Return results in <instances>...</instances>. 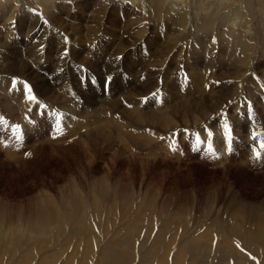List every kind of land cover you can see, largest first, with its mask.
Instances as JSON below:
<instances>
[{"label":"rangeland","instance_id":"obj_1","mask_svg":"<svg viewBox=\"0 0 264 264\" xmlns=\"http://www.w3.org/2000/svg\"><path fill=\"white\" fill-rule=\"evenodd\" d=\"M47 1L48 9L38 0H14L16 16L8 19L1 10L11 0H0V264H110L101 252L118 248L128 264H264V0H165L159 19L144 18L147 25L131 24L122 12H146L150 0H136L143 9L131 0ZM170 9L189 11L172 33L157 27L169 21ZM237 10V26L249 21L248 47L232 30ZM203 18L213 46L188 40L171 69L144 86L161 70L157 61L170 58ZM208 49L219 53L209 57ZM233 50L246 65V81H255L241 93L242 75L227 63ZM182 59L190 63L176 70ZM118 115L127 131L138 132L134 140L124 134L127 146L112 129L110 116Z\"/></svg>","mask_w":264,"mask_h":264},{"label":"bare ground","instance_id":"obj_2","mask_svg":"<svg viewBox=\"0 0 264 264\" xmlns=\"http://www.w3.org/2000/svg\"><path fill=\"white\" fill-rule=\"evenodd\" d=\"M2 1V0H1ZM8 1V0H7ZM10 1V0H9ZM24 1V0H23ZM41 2V5H43V8L44 7H46L47 9H48V5H49V7H50V2H48L47 0H38V2ZM135 5L136 4H138L139 6L142 4V2H137L136 0H131ZM165 0H150V1H146L145 2V5H144V7H147V10H145L146 12H141L140 13V11L138 12L137 10H135L136 8H135V6H132V7H130L128 10H125L124 12H122L123 13V18H126V20L128 21L129 20V22L131 23V24H133L134 23V21H135V23H136V25H137V22L138 21H140L141 19H144V18H147V21L150 19V20H155V19H159V17H160V15H161V12H160V9H161V5H162V3L164 2ZM240 2V1H242V0H236V3L237 2ZM5 2V1H4ZM14 2V0H11V3L10 4H6V5H4V4H2V6H3V8H2V10H1V15L3 16V17H7L8 19H11V18H14V16H16L15 15V13H16V11H15V9H16V5L13 3ZM108 2V1H107ZM235 2V1H234ZM19 3V2H18ZM100 3V2H99ZM242 3H244V2H242ZM239 4V3H238ZM250 4V3H249ZM249 4H248V6H249ZM40 5V4H39ZM45 5V6H44ZM75 5V4H74ZM90 5V4H89ZM97 5V4H96ZM247 5V4H246ZM1 6V7H2ZM19 6V4H17V7ZM22 6V5H21ZM25 6V5H24ZM23 7V6H22ZM53 7V6H52ZM97 7V6H96ZM106 7V6H105ZM105 7H103V8H105ZM143 7V6H142ZM141 6H140V8H142ZM25 8V7H24ZM125 8V7H124ZM20 9V8H19ZM53 9V8H52ZM55 9V8H54ZM95 9V8H94ZM98 9H99V7H98ZM101 9V8H100ZM123 9V8H122ZM143 9V8H142ZM121 10V9H120ZM24 11V10H23ZM26 11H28L27 9H26ZM33 11V10H32ZM41 11V10H40ZM43 11H45V9L43 10ZM97 11V10H96ZM111 11V10H110ZM35 12V11H34ZM34 12H32V14L31 15H27L29 18H35L33 15H36ZM45 12H47V11H45ZM167 14L166 15H169L170 14V18H169V21H165V22H163V23H158V25H157V27L158 28H160L161 26H165V28H166V30L168 29V31L169 32H173V31H175L174 30V28H175V26L177 25V24H179V23H183L184 22V20L185 21H187V19H188V14H189V11L188 10H186V11H184V12H181L180 10L179 11H177V12H175V10H173V9H170V10H166L165 11ZM246 13V12H245ZM244 13V14H245ZM251 13V12H250ZM21 14H22V12H21ZM24 14V13H23ZM22 14V15H23ZM25 14H27V13H25ZM30 14V13H29ZM55 14V13H54ZM20 15V14H19ZM21 15V16H22ZM56 15H57V13H56ZM116 15V14H115ZM119 15V14H118ZM148 15V16H147ZM1 16V17H2ZM18 16V15H17ZM99 16V15H98ZM101 16H103V15H101ZM140 16V17H139ZM175 16V19L174 20H172V18ZM241 16V13H240V11L239 10H237V12H235V13H233V16L232 17H234V20L236 21V22H234V24H233V29L232 30H237V32H238V35H239V37L238 36H236V37H238V38H240V41H241V45H242V47H248L249 46V42H250V40H253L252 38L250 39V36L249 37H247L246 35H245V31L246 30H248V29H250L249 27H250V25H249V21L247 22V21H244L243 23H242V25L241 26H237L236 25V23H237V20L239 21V17ZM248 16V15H247ZM246 16V17H247ZM27 17V18H28ZM48 17V16H47ZM56 17V16H55ZM222 17V19H224V17L223 16H221ZM244 18H245V15L243 16ZM25 18V17H24ZM32 18V19H33ZM46 18V17H45ZM51 18V17H50ZM49 18V19H50ZM67 18V17H66ZM101 18V17H100ZM105 18V17H104ZM149 18V19H148ZM248 19L250 18V17H247ZM7 19V20H8ZM48 19V18H47ZM69 19V18H68ZM106 19H107V14H106ZM19 20H21V19H19ZM35 20H37V19H35ZM51 20V19H50ZM72 20V19H71ZM145 20V19H144ZM227 20V19H226ZM241 20V19H240ZM252 20V19H251ZM250 20V21H251ZM48 21V20H47ZM112 21H113V19H112ZM146 21V20H145ZM147 21L145 22L146 23V25H147ZM256 21L258 22V20L256 19ZM7 22V21H6ZM21 22H22V20H21ZM40 22V21H39ZM38 22V23H39ZM53 22V21H52ZM100 22V21H99ZM104 22V21H103ZM128 22V23H129ZM150 22V21H149ZM200 27H199V29H196V27L195 26H192L190 29H188L187 30V32H186V34L183 36V37H181L180 38V42L174 47V54L173 55H171L170 56V58L169 57H167L166 56V59H163V60H158L157 61V64L158 65H161L162 66V68H161V70H156L155 71V74L153 75V76H151L150 78H149V80L148 81H144V86H147L148 87V85L149 84H152V82H154L153 80H156L157 79V77L156 76H158V73H160L162 70H163V68L164 67H166V71L168 72L169 71V69H171V61H173L174 60V57H179L178 55L181 53L180 52V50L185 46V44H187V41L188 40H191V41H193V38L194 37H196V40H195V43L197 44V43H199V45L201 44L202 46L203 45H212V43L209 41L208 42V38H207V36H208V34H210L209 33V28L210 27H208V26H206V19L205 18H203V19H200ZM256 22V23H257ZM121 23H123V22H121ZM127 23V22H126ZM222 23V22H221ZM5 24V23H4ZM36 24H37V22H36ZM60 24H62V23H60ZM94 24V23H93ZM100 24H101V22H100ZM130 24V25H131ZM216 24V23H215ZM251 24H253V22L251 23ZM8 25H10V22H9V24ZM34 25H35V23H34ZM33 25V26H34ZM40 25V24H39ZM46 25V24H45ZM73 25V24H72ZM71 25V26H72ZM86 26H87V24H85ZM142 25V24H141ZM5 26V25H4ZM20 26V25H19ZM37 26V25H36ZM43 26V25H42ZM63 26V25H62ZM75 26V25H74ZM107 26V25H106ZM117 26V25H116ZM124 26H126V25H124ZM254 26V25H253ZM5 27H7V24H6V26ZM21 27V26H20ZM51 27V26H50ZM61 27V26H60ZM80 27V26H79ZM88 27V26H87ZM93 27V26H92ZM134 27H136V26H134ZM217 27V26H216ZM256 27V26H255ZM9 28H11V27H9ZM53 28V27H52ZM66 28V27H65ZM69 28V27H68ZM137 28V27H136ZM135 28V29H136ZM241 28H242V30H241ZM46 29V28H45ZM64 29V28H63ZM62 29V30H63ZM84 29V28H83ZM87 29V28H86ZM103 29V28H102ZM120 29V28H119ZM122 29H123V27H122ZM147 29H148V27H147ZM179 29V28H178ZM9 30V29H8ZM47 30H49V29H47ZM47 30H46V32H47ZM82 30V29H81ZM110 30V29H109ZM123 30H127V29H123ZM130 31H131V29H129ZM136 30H138V28L136 29ZM142 30V29H141ZM177 30V29H176ZM190 30V31H189ZM257 30V29H256ZM2 31V30H1ZM0 31V32H1ZM67 32H68V30H66ZM70 31V30H69ZM78 31V30H77ZM111 31V30H110ZM120 31V30H119ZM148 31V30H147ZM162 31V30H161ZM197 31V32H196ZM253 31V30H252ZM29 32V31H28ZM31 32V31H30ZM52 32V31H51ZM81 32V31H80ZM101 32V31H100ZM103 32V31H102ZM127 32H129L128 30H127ZM133 32V31H132ZM213 32V31H212ZM258 32V31H257ZM8 33H10V30H9V32ZM7 33V31H6V34H8ZM65 33V32H64ZM79 33V32H78ZM86 33H87V31H86ZM85 33V34H86ZM130 33V32H129ZM134 33V32H133ZM141 33H143V31H141ZM226 33H227V31H226ZM228 33H229V31H228ZM2 34V33H1ZM45 34V33H44ZM70 34H71V32H70ZM73 34V33H72ZM71 34V35H72ZM106 34V33H105ZM114 34V33H113ZM112 34V35H113ZM125 34V33H124ZM174 34V33H173ZM230 34H232V31L230 32ZM234 34V33H233ZM256 34V33H255ZM254 34V35H255ZM9 35V34H8ZM33 35V34H32ZM75 35V34H74ZM90 35V34H89ZM94 35V34H93ZM97 36H98V34H96ZM95 35V36H96ZM129 35V34H128ZM176 35L177 34H174V35H171L170 36V40H172V39H174L175 37H176ZM191 35V36H190ZM215 35V34H214ZM260 35V34H259ZM6 36V35H5ZM11 36V35H10ZM9 36V37H10ZM27 36V35H26ZM73 36V35H72ZM88 36V35H87ZM104 36V35H103ZM106 36V35H105ZM116 36V35H115ZM127 36V35H126ZM258 36V35H257ZM4 37V36H3ZM7 37V36H6ZM44 37V36H43ZM76 37V36H75ZM91 37V36H90ZM113 37V36H112ZM119 37V36H118ZM121 37V36H120ZM139 37H140V35H139ZM255 37H256V35H255ZM79 38V37H78ZM92 38L94 39V37L92 36ZM91 38V39H92ZM117 38V37H116ZM213 39H214V37H212ZM218 37H216L215 39H214V44H217V43H219L218 42V39H217ZM9 39V38H8ZM123 39V38H122ZM135 39V38H134ZM257 39H258V37H257ZM256 39V40H257ZM84 40V39H83ZM86 40H87V38H86ZM85 40V41H86ZM139 40V39H138ZM141 40V39H140ZM78 41V40H77ZM79 41H80V39H79ZM122 41V40H121ZM135 41V40H134ZM230 41H231V39H230ZM245 41H247V42H245ZM4 42V41H3ZM66 42V41H65ZM94 42H96V41H94ZM97 42H99V41H97ZM109 42H111L110 40H109ZM112 42H114V41H112ZM122 42H124V41H122ZM133 42V41H132ZM165 42V41H164ZM178 42V41H177ZM227 42V41H226ZM40 43H42V42H40ZM39 43V44H40ZM59 43H61V42H59ZM129 43V42H128ZM229 43V42H228ZM230 43H232V42H230ZM0 44H1V42H0ZM3 44V43H2ZM6 44V43H5ZM61 44H63L64 45V43H61ZM74 44V43H73ZM127 44V43H126ZM131 44V43H130ZM171 44V43H170ZM176 44V43H175ZM156 45V44H155ZM165 45V44H164ZM163 45V46H164ZM168 45V44H167ZM172 45V44H171ZM200 45V46H201ZM218 45V44H217ZM34 46V45H33ZM32 46V47H33ZM42 46V45H41ZM86 46V45H85ZM174 46V45H173ZM213 46V45H212ZM219 46V45H218ZM225 46H226V44H225ZM2 47H3V45H2ZM7 47V46H6ZM5 47V48H6ZM37 47V46H36ZM49 47V46H48ZM61 47H62V45H61ZM64 47V46H63ZM73 47V46H72ZM162 47V46H161ZM15 48V47H14ZM30 48V47H29ZM34 48V47H33ZM88 48V47H87ZM130 48H131V46H130ZM231 48L232 47H229V50H231ZM236 48V47H235ZM0 49H3V48H0ZM35 49V48H34ZM37 49V48H36ZM39 50H40V48H38ZM42 49H43V47H42ZM59 49V48H58ZM76 49V46L74 47V50ZM161 49H163V48H161ZM167 49H168V47H167ZM200 49V48H199ZM15 50V49H14ZM27 50H29V49H27ZM33 50V49H32ZM63 50H65V49H63ZM62 50V51H63ZM67 50V49H66ZM136 50V49H135ZM183 50V49H182ZM209 50V49H208ZM216 50H218V49H215V51H213V50H209L208 51V53L210 54V56L209 57H214V56H216V55H218V53L216 52ZM248 50V49H247ZM40 51H42V50H40ZM39 51V52H40ZM57 51H59V50H57ZM56 51V52H57ZM60 51H61V49H60ZM73 51V50H72ZM162 51V50H161ZM165 51H166V49H165ZM168 51V50H167ZM184 51V50H183ZM235 51H236V53H237V50L235 49ZM243 51H244V49H243ZM262 51H264V48H263V50ZM27 52V51H26ZM36 52V51H35ZM38 52V51H37ZM54 52H55V50H54ZM77 52V51H76ZM177 52H179V54L178 55H176L175 56V54L177 53ZM245 52V51H244ZM249 52V51H248ZM261 52V51H260ZM17 53V52H16ZM29 53V52H28ZM61 53V52H60ZM164 53V52H163ZM173 53V52H172ZM239 53H240V51H239ZM25 54V53H24ZM34 54V53H33ZM32 54V55H33ZM39 54H41V53H39ZM38 54V55H39ZM73 54H75V53H73ZM116 54V53H115ZM114 54V55H115ZM158 54H159V52H158ZM162 54V53H161ZM160 54V55H161ZM245 54V53H244ZM250 54V53H249ZM248 54V55H249ZM30 55V54H29ZM37 55V56H38ZM46 55H47V52H46ZM59 55V54H58ZM71 55V54H70ZM78 55V54H77ZM80 55V54H79ZM130 55V54H129ZM165 55V54H164ZM236 55H238V54H236ZM235 54H234V50L233 51H231L230 52V55L228 56V59H227V63L230 65V67H229V69H232V71L234 70V73L236 74V75H242L243 73H242V70L244 69L243 67H245L246 65H244L243 63H240L239 64V59L237 58V56H236ZM17 56H18V53H17ZM41 56H42V54H41ZM57 56V55H56ZM156 56V55H155ZM181 56V55H180ZM241 56V55H240ZM260 56H262V55H260ZM35 57H36V54H35ZM35 57H33V58H35ZM50 57V56H49ZM63 57H64V55H63ZM68 57V56H67ZM136 57V56H135ZM164 57V56H163ZM162 57V58H163ZM263 57H264V55H263ZM263 57H261V58H263ZM6 58V57H5ZM22 58V57H21ZM39 58H40V56H39ZM65 58V57H64ZM73 58H74V56H73ZM225 58V57H224ZM261 58H259V57H257V58H255V59H261ZM30 59H32V58H30ZM37 59V58H36ZM52 59V58H51ZM60 59H62V58H60ZM59 59V60H60ZM118 59V58H117ZM122 59H123V57H122ZM133 59V58H132ZM135 59V58H134ZM137 59V58H136ZM159 59H161V58H159ZM173 59V60H172ZM178 59V58H177ZM253 59V58H252ZM255 59H253L251 62H250V64H249V67H250V65L252 66V62L255 60ZM8 60V59H7ZM24 60V59H23ZM25 60H27V59H25ZM33 60V59H32ZM53 60V59H52ZM55 60V62H56V59H54ZM65 60V59H64ZM112 60V59H111ZM138 60V59H137ZM259 60L257 61V62H255L254 63V68H258V67H260V63L261 62H259ZM261 60H263V59H261ZM1 61V60H0ZM48 61V60H47ZM49 61H51L50 59H49ZM65 61H67V60H65ZM87 61V60H86ZM119 61H121V60H119ZM140 61V60H139ZM143 61V60H142ZM155 61V60H154ZM179 61V60H178ZM246 61V60H245ZM42 62V61H41ZM54 62V61H53ZM62 62V61H61ZM219 62V61H218ZM248 62V61H247ZM14 63V62H13ZM22 63V62H21ZM45 63H47V62H45ZM57 63H59V61H57ZM62 63H64V61L62 62ZM156 63V62H155ZM190 63V60H186V59H182V60H180L179 62H178V66H176L177 68H175L176 70H180V71H184V69H185V64H189ZM6 64V63H5ZM4 64V65H5ZM9 64V63H8ZM35 64V63H34ZM56 64V63H55ZM88 64V63H87ZM3 65V64H2ZM17 65V64H16ZM16 65H14V66H16ZM18 65H19V63H18ZM62 65V64H61ZM152 65V64H151ZM228 65V66H229ZM11 66V65H10ZM36 66V65H35ZM66 66V65H65ZM64 66V67H65ZM69 67V66H68ZM133 67V66H132ZM248 67V66H247ZM26 68H27V66H26ZM31 68V67H30ZM35 68V67H34ZM33 67H32V71L35 73V72H37L38 73V71L37 70H35ZM51 68V67H50ZM107 68V67H106ZM112 68V67H111ZM158 68V67H157ZM9 69V68H8ZM36 69H38L39 70V66L37 65L36 66ZM150 69V68H149ZM174 69V70H175ZM137 70V69H136ZM135 70V71H136ZM145 70V69H144ZM152 70V69H151ZM249 70V69H248ZM13 71V70H12ZM75 71V70H74ZM180 71L177 73L178 75H179V73H180ZM246 71V70H245ZM29 72V71H28ZM51 72V71H50ZM70 72V71H69ZM154 72V71H153ZM208 72H210V71H208ZM259 72V71H258ZM2 73V72H1ZM9 73V72H8ZM18 73V71L16 72V74ZM30 73V72H29ZM146 73V72H145ZM144 73V74H145ZM12 73H10L9 75H11ZM69 74V73H68ZM71 74V73H70ZM227 74V73H226ZM230 74V73H229ZM234 74V75H235ZM248 74V71L244 74V75H242V76H240L241 78H240V83H241V85H242V89H241V91H240V93L247 87V86H249V84L251 85V87L253 86V85H255V81H254V83H253V81H250V82H248V81H246V80H248V79H246L247 78V75ZM20 75V74H19ZM36 75V74H35ZM150 75H152L151 73H150ZM253 75V74H252ZM263 77H264V73L262 72V74H261ZM261 75H259V76H261ZM21 76H23V75H21ZM55 76H56V74H55ZM62 76H64V74L62 75ZM145 76H146V74H145ZM177 76V75H176ZM180 76V75H179ZM209 76V75H208ZM227 76H228V74H227ZM44 77V76H43ZM59 77V76H58ZM65 77V76H64ZM238 77V76H237ZM18 78V77H17ZM174 78H175V76H174ZM228 78V77H227ZM32 79H34V78H32ZM46 79V78H45ZM144 79V78H143ZM159 79V78H158ZM230 79H232V78H230ZM198 80V79H197ZM226 80V79H225ZM229 80V79H228ZM234 80V79H233ZM58 81H59V78H58ZM67 81V80H66ZM200 81V80H199ZM224 81V80H223ZM232 81V80H231ZM131 81H129V83H130ZM216 82V81H215ZM143 83V82H142ZM156 83V82H155ZM176 83H178V82H176ZM218 83V82H217ZM226 83V82H225ZM246 83V84H245ZM56 84H58V83H56ZM21 85H22V83H21ZM59 85V84H58ZM63 85V84H62ZM67 85L69 86V83H67ZM214 85V84H213ZM216 85V84H215ZM219 85V84H218ZM237 85V84H236ZM46 86V85H45ZM143 86V87H144ZM220 86V85H219ZM224 86V85H223ZM228 85H226L225 87H227ZM5 87V86H4ZM3 87V88H4ZM142 87V86H141ZM142 87V88H143ZM153 87V86H152ZM162 87H163V85H162ZM161 87V88H162ZM216 87V86H215ZM218 87V86H217ZM216 87V88H217ZM43 88V87H42ZM220 88V87H219ZM45 89V88H44ZM222 89V88H221ZM224 89V88H223ZM227 89H229V88H227ZM219 90V89H218ZM70 91V90H69ZM192 91V90H191ZM214 91V90H213ZM239 91V90H238ZM263 92H264V89L262 90ZM216 92H217V90H216ZM48 93V92H47ZM136 93V92H135ZM141 93V92H140ZM231 93V92H230ZM132 94V93H131ZM137 94V93H136ZM193 94V93H192ZM228 94V93H227ZM214 95V94H213ZM212 95V96H213ZM138 96H139V94H138ZM11 97V96H10ZM221 97V95L219 94V95H217L216 97H214L213 99H212V102L213 103H217L218 102V100H219V98ZM224 97H227V96H224ZM223 97V98H224ZM229 97V96H228ZM227 97V98H228ZM233 97H234V95H233ZM110 97H108V99H109ZM203 98V97H202ZM235 98V97H234ZM229 99V98H228ZM232 99V98H231ZM26 100V99H25ZM127 100V99H126ZM210 100V99H209ZM239 100V103L238 104H240V103H242V104H244L243 102H241V100L240 99H238ZM56 101V100H55ZM128 101V100H127ZM138 101V100H137ZM25 102V101H24ZM103 102H107L106 100H104ZM210 102H211V100H210ZM226 102V101H225ZM129 103H131V102H129ZM140 103V102H139ZM219 103V102H218ZM132 105L133 104H131V108H132ZM200 105L202 106V108H203V106H206V105H208L207 104V102H205V101H200ZM127 106V105H126ZM134 106V105H133ZM183 106V105H182ZM128 107V106H127ZM196 107V106H195ZM136 108V107H135ZM138 108H139V106H138ZM124 109V108H123ZM137 109V108H136ZM180 109V108H179ZM216 109V108H215ZM128 110H129V108H128ZM139 110V109H138ZM183 110V109H182ZM186 110V109H185ZM130 112H131V110H129ZM137 111V110H136ZM144 111V110H143ZM197 112H199V110H194V115H195V113H197ZM206 112V111H205ZM118 113V112H117ZM133 113H134V111H133ZM140 113V112H139ZM149 113V112H148ZM166 113V112H165ZM175 113V112H174ZM178 113H180V112H178ZM177 113V114H178ZM183 113V112H182ZM200 113H202L201 111L199 112V115H200ZM131 114V113H130ZM171 114V113H170ZM176 114V113H175ZM176 114V116H178ZM187 114V113H186ZM206 114L208 115L209 113H207L206 112ZM135 115V114H134ZM166 115V114H165ZM205 115V114H204ZM203 115V116H204ZM112 116H114V115H112ZM112 116H110L112 119H110L112 122H113V128L112 129H114L118 134H117V136H118V139L119 140H122L123 138H126V137H124L125 135V133L127 132L128 133V135L127 136H129L130 138H132L133 140H134V135L135 136H138V132L137 131H135V132H137V134H134L131 130H129V131H127L128 129H126V128H128V127H131V126H126L125 124H124V122H123V120L121 119V117L123 118V116H121V117H119V115L118 116H116L117 118H113ZM136 116V115H135ZM151 116V115H150ZM180 116V115H179ZM187 116V115H186ZM190 116V115H189ZM189 116H187V117H189ZM191 116H192V114H191ZM110 117H108V118H110ZM126 117V116H125ZM169 117H170V115L168 116V119H169ZM147 118V117H146ZM177 117H175V119H176ZM196 118H197V116H196ZM133 119V118H132ZM160 119V118H159ZM170 119H172V118H170ZM174 119V120H175ZM178 119V118H177ZM188 119V118H187ZM134 120V119H133ZM154 120V119H153ZM166 120V119H165ZM190 120V119H189ZM198 120V119H197ZM136 121V120H135ZM134 121V122H135ZM171 121V120H170ZM176 121V120H175ZM178 121V120H177ZM192 121V120H191ZM133 122V121H132ZM153 122H155V120L153 121ZM159 122V121H158ZM188 122H190V121H188ZM88 123V122H87ZM151 123V122H150ZM121 124H124L123 125V127H122V125ZM136 124V123H135ZM141 124V123H140ZM152 124V123H151ZM154 124V123H153ZM178 124V123H177ZM131 125V124H130ZM144 125V124H143ZM168 126L169 125H171V124H167ZM77 126H79V125H77ZM87 126V125H86ZM146 126V125H145ZM182 126V125H181ZM80 127V126H79ZM94 127V126H93ZM133 127V126H132ZM134 127H136V126H134ZM159 127V126H158ZM165 127V126H164ZM108 128V127H107ZM170 128V127H169ZM177 128V127H176ZM175 128V129H176ZM99 129V128H98ZM132 129V128H131ZM183 129V128H182ZM163 130V129H162ZM161 130V131H162ZM165 130V129H164ZM95 131V130H94ZM97 131V130H96ZM99 131V130H98ZM91 132V131H90ZM99 132H101L102 134H103V131H99ZM109 134V133H108ZM115 134V133H114ZM134 134V135H133ZM105 135V134H104ZM107 135V134H106ZM165 135V134H164ZM90 136V135H89ZM113 136V134L111 133V134H109V138H113L112 137ZM152 136V135H151ZM95 137V136H94ZM141 137L142 138H144L145 139V142L146 143H148V141H150L151 139H150V137L148 136V135H141ZM152 138V137H151ZM138 139V138H137ZM114 140V138L112 139V141ZM156 140V139H155ZM128 141V140H127ZM126 140H125V143H124V139H123V143H124V146H127V145H125L126 144V142H127ZM157 141V140H156ZM134 142V141H133ZM151 142V144H152V141H150ZM120 143L121 144H123L121 141H120ZM154 143V142H153ZM156 143V142H155ZM158 143V142H157ZM136 145H137V143H135ZM163 144V143H162ZM141 145V144H140ZM118 146V145H117ZM121 146V145H120ZM138 146H139V144H138ZM148 146H149V144H148ZM165 146V145H164ZM107 147V146H106ZM123 147V146H122ZM142 147V146H141ZM151 147H153V146H151ZM112 148V147H111ZM118 147H116V149H117ZM126 148V147H125ZM147 148V147H146ZM231 147L229 146V149H230ZM96 149H98V148H96ZM127 149L129 150V148L127 147ZM140 149H143V148H140ZM152 149V148H151ZM172 149V148H171ZM131 150V149H130ZM158 150V149H157ZM165 150V149H164ZM115 151V150H114ZM119 151V150H118ZM155 152V151H154ZM113 153V152H112ZM130 153V152H129ZM132 153H134V152H132ZM137 153V152H136ZM131 154V153H130ZM157 155H159V154H157ZM147 156V155H146ZM155 156V155H154ZM161 157H162V155H160ZM138 158V157H137ZM146 159V158H145ZM136 160V159H135ZM130 161V160H129ZM180 162V161H179ZM53 208V207H52ZM52 211V210H51ZM259 213V212H258ZM261 213V212H260ZM55 214V213H54ZM244 214V213H243ZM264 214V213H263ZM256 215V214H255ZM259 215V214H258ZM257 216V215H256ZM48 217V216H47ZM49 218V217H48ZM258 218V217H257ZM261 218H262V216H261ZM36 219H38V218H36ZM67 219V218H66ZM260 219V218H259ZM257 220V219H256ZM46 222V221H45ZM43 223V222H42ZM49 224V223H48ZM238 224V223H237ZM255 224V223H254ZM50 225V224H49ZM121 225V224H120ZM240 225V224H239ZM260 225V224H259ZM51 226V225H50ZM240 227H242V226H239V229H240ZM260 228V227H259ZM121 229V228H120ZM162 229H164V228H162ZM162 229H161V231H162ZM238 229V228H237ZM243 229H245V228H243ZM250 229V228H249ZM258 229V228H257ZM256 229V230H257ZM166 230V229H165ZM251 230H253V229H251ZM250 230V231H251ZM255 230V231H256ZM29 231V230H28ZM53 231V230H52ZM51 231V232H52ZM57 231V230H56ZM164 231V230H163ZM50 232V233H51ZM60 232V231H59ZM58 232V233H59ZM264 232V231H263ZM120 233V232H119ZM165 233V232H164ZM163 233V234H164ZM259 233V232H258ZM262 233V232H261ZM29 234V233H28ZM30 234H32L31 232H30ZM29 234V235H30ZM37 234V233H36ZM54 234V233H53ZM33 235V234H32ZM39 235V234H38ZM121 235V234H120ZM150 235V234H149ZM261 235V234H260ZM26 237H27V235H25ZM87 236V235H86ZM192 236V235H191ZM38 237V236H37ZM149 237V236H148ZM147 237V238H148ZM176 237V236H175ZM174 237V238H175ZM258 238H259V236H257ZM178 238V237H177ZM257 238V239H258ZM42 239H43V237H42ZM176 239V238H175ZM175 239H173L174 241H175ZM192 240V239H191ZM82 241V240H81ZM194 241H195V244H196V240L194 239ZM194 241H192V242H194ZM241 241V240H240ZM30 242V241H29ZM80 242V241H79ZM199 242V241H198ZM231 242V241H230ZM90 243V242H89ZM172 243V242H171ZM181 243V242H180ZM183 243V242H182ZM191 243V242H190ZM189 243V244H190ZM207 243V242H206ZM91 244V243H90ZM109 244V243H108ZM173 244V243H172ZM209 244V243H208ZM168 245V244H167ZM185 243H184V247H185ZM188 245V244H187ZM192 245H193V243H192ZM192 245L189 247V248H191L192 247ZM201 245H203V244H201ZM206 245V244H205ZM234 245V244H233ZM63 246V245H62ZM106 246V245H105ZM169 246H170V244H169ZM198 246V245H197ZM109 247H113L112 245L111 246H109ZM181 247V246H180ZM195 247V246H194ZM194 247H192V249L194 248ZM200 247V246H199ZM239 247V246H238ZM104 248H108V246H106V247H104ZM183 248V247H182ZM196 248V247H195ZM202 248V247H201ZM204 248V247H203ZM34 249V248H33ZM32 249V250H33ZM118 249H120V251H118V250H115V251H111V250H108V249H103L102 250V252H101V256L103 255V260L104 261H106V262H109L110 264H128L129 263V261H131L130 259V257L129 258H127V257H123V254H125L123 251H121L122 249L121 248H118ZM156 249V248H155ZM161 249V248H160ZM156 252H158V250L156 251ZM166 252H168V250H166ZM194 252H196V251H194ZM133 253V252H132ZM159 253V252H158ZM157 253V254H158ZM197 253V252H196ZM200 253V252H199ZM30 254V253H29ZM160 254H161V252H160ZM159 254V255H160ZM165 254V253H164ZM200 254H202V253H200ZM204 254V253H203ZM238 254V253H237ZM241 254V253H240ZM5 255V254H4ZM75 255V254H74ZM97 256V255H96ZM121 256V257H120ZM100 259H101V257H99ZM98 258V259H99ZM137 258V257H136ZM156 258V257H155ZM220 258V257H219ZM224 258V257H223ZM74 259V258H73ZM143 259V258H142ZM157 259V258H156ZM159 259V258H158ZM176 259V258H175ZM230 259V258H229ZM11 260V259H10ZM69 260V259H68ZM102 260V259H101ZM103 260L101 261V262H103ZM139 260V259H138ZM151 260H153V259H151ZM178 260V259H177ZM176 260V262H178ZM181 260V259H180ZM172 261H174V260H172ZM196 261V260H195ZM248 261V260H247ZM255 261V260H254ZM253 261V262H254ZM11 262V261H10ZM100 262V263H101ZM182 262V261H181ZM213 262V261H212ZM93 263V262H92ZM104 263V262H103ZM134 263V262H133ZM142 263V262H141ZM145 263V262H144ZM147 263H148V261H147ZM156 263V262H155ZM170 263V262H169ZM183 263H184V260H183ZM228 263V262H227ZM246 263H248V262H246ZM104 264H106V263H104ZM140 264V263H139ZM150 264V263H149ZM172 264H173V262H172ZM176 264V263H175ZM229 264V263H228Z\"/></svg>","mask_w":264,"mask_h":264},{"label":"snow or ice","instance_id":"obj_3","mask_svg":"<svg viewBox=\"0 0 264 264\" xmlns=\"http://www.w3.org/2000/svg\"><path fill=\"white\" fill-rule=\"evenodd\" d=\"M13 86H15V81H14V85ZM25 89L27 90L28 93L31 92V89H30V87L27 84H25ZM28 99L29 100H35V97L31 96V95H28ZM224 127H225V129H228V125L227 124H225ZM209 135H211V133H209ZM261 148H264V141L261 142ZM259 155L260 154L257 153V156H259Z\"/></svg>","mask_w":264,"mask_h":264}]
</instances>
